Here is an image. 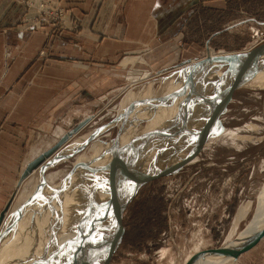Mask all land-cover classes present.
I'll use <instances>...</instances> for the list:
<instances>
[{"label": "rangeland", "instance_id": "rangeland-1", "mask_svg": "<svg viewBox=\"0 0 264 264\" xmlns=\"http://www.w3.org/2000/svg\"><path fill=\"white\" fill-rule=\"evenodd\" d=\"M43 23L46 22L38 23V27ZM52 27L62 29L55 25ZM204 30L205 37L201 44L187 43L185 40L174 42L173 49L154 52L153 60L160 58L159 61L141 66L136 74H130L138 68L136 64L124 67L95 64L94 68L99 71L82 69L80 66V93L70 92L69 111L66 115L56 120L47 110H42L37 113V120L30 125L24 122L25 128L16 125H13V130L4 128L6 201L1 211L4 216L0 221L2 264L10 260L9 254L14 249L9 240L16 232L20 234L22 226L7 228V232L3 233L9 226V211L27 204L35 186L41 185L43 188L44 185L45 191L51 192L52 188L72 177L81 182V199L92 192L91 183L95 180L97 183L100 181L99 188L108 190L109 195L96 193L90 196L88 205L85 203L86 206L80 209V228L90 215L111 218L109 221L103 220V224H109L110 230H99L101 224L96 223L97 218L94 219V229L99 231L95 239L97 241L100 235L104 234L106 240L107 235L108 239H113L118 233L112 209L118 202L114 201L113 194L119 191L130 192L132 183L144 171L143 174H149L156 169L170 170L169 174L153 178L140 187L126 206L122 218L124 233L118 246L109 257L106 256L105 264H213L216 255L240 236V232L254 216L264 211L256 208L264 190V84L261 83L264 68L254 71L246 82L248 84L232 94L221 117L223 130L214 129L210 136L203 134L205 127H208V114L199 104L205 102L206 97L225 91L222 85L225 68L211 62L205 63L202 68H195L193 74L189 72L190 67L206 58L247 52L256 45L264 44V25L250 22L234 28L220 27L217 29L219 34L212 37L216 28ZM172 55L174 58L167 61ZM41 57H45V51L39 53L38 58ZM72 74L76 76V72ZM249 82L252 87L248 86ZM78 105L79 118L76 114ZM186 109L190 122L185 130L190 136L186 133L181 136L178 129ZM67 115L70 120L61 121ZM85 120L89 122L61 148L70 147L76 140H80V147L72 155L47 166L52 158L56 159L54 157H57L60 149L43 166L25 173L26 166L33 159L54 147L63 134L73 133L79 123ZM9 123L6 119L5 125ZM192 128L198 134L192 135ZM94 147L100 148L97 160L91 161L96 165L100 158L102 160L105 150L107 152L103 156L105 162L98 163L101 168L103 166L104 174L95 164L92 165L96 167L95 172L82 167L74 169L77 158L90 155ZM12 158H19V162L12 161ZM116 161L118 166L115 165ZM113 173L118 175L116 183L113 182ZM50 178L52 182H49ZM29 181L32 185H28ZM107 196L109 199H106ZM44 204L47 205L46 202ZM246 204L251 207L249 214L237 223L236 216ZM52 206L47 207V211ZM88 221L87 227H83L85 230L93 227V220ZM263 224L264 220L256 230ZM43 227L49 231L44 221L30 225L31 231L24 227L28 232L23 234V241L30 243L32 249L36 238L52 234L45 232ZM79 235L78 232L76 236H71L74 240L70 246L77 242ZM14 239L12 242L18 244V240ZM97 243L100 245L99 241ZM106 247L108 245L104 244L88 254L91 258L85 264H98L104 258ZM256 247V250L241 253L237 264H264V238L258 241ZM28 256L33 261L28 264H39L35 257ZM78 257L74 256V260ZM49 264L57 263L51 261Z\"/></svg>", "mask_w": 264, "mask_h": 264}, {"label": "crops", "instance_id": "crops-1", "mask_svg": "<svg viewBox=\"0 0 264 264\" xmlns=\"http://www.w3.org/2000/svg\"><path fill=\"white\" fill-rule=\"evenodd\" d=\"M52 1L64 12L65 29L38 27L41 0H0V214L6 201L5 129L25 128L42 110L56 120L66 115L70 92L80 93V66L99 71L95 64H136L130 73L136 74L159 61L154 52L173 49L174 42L201 44L205 28H216L212 37L220 27L264 25V0ZM41 51L45 57L38 58ZM76 108L79 118L80 105ZM69 120L67 115L61 121Z\"/></svg>", "mask_w": 264, "mask_h": 264}, {"label": "bare ground", "instance_id": "bare-ground-1", "mask_svg": "<svg viewBox=\"0 0 264 264\" xmlns=\"http://www.w3.org/2000/svg\"><path fill=\"white\" fill-rule=\"evenodd\" d=\"M214 55V54H212ZM221 55V54H220ZM225 55V54H222ZM216 58H206L204 61L206 63H211L214 62ZM207 60H212L211 62H208ZM197 69H199L200 67H196ZM262 68H264V66H262ZM260 68V69H262ZM196 71V69H189V72L191 74H193ZM216 81V79H215ZM264 84V79L262 80ZM211 82V81H210ZM202 84V83H201ZM248 84V83H246ZM218 85V84H217ZM250 87H252V84L249 82ZM256 86V83H255ZM151 88V86L149 87ZM212 88V87H211ZM214 88V87H213ZM152 92V90H151ZM129 99V98H128ZM144 102V101H143ZM138 113V112H137ZM124 122V121H123ZM130 122V121H129ZM178 123V122H177ZM130 124V123H129ZM156 127V126H155ZM189 127V126H188ZM152 128V127H151ZM195 128V127H194ZM156 131V130H155ZM174 131V130H173ZM186 131V130H185ZM150 134V133H149ZM153 134V133H152ZM171 134V133H169ZM188 134V133H186ZM67 135V134H66ZM65 136V135H64ZM63 136V137H64ZM73 136V135H72ZM72 136H69L68 138L70 139ZM153 136V135H152ZM69 139L67 141H69ZM152 140V139H151ZM66 141V142H67ZM86 141V140H85ZM65 142V143H66ZM64 146L61 145V147L56 151L58 152L62 147ZM69 146V145H68ZM80 147V140H76L70 147L61 149L58 153H57V157L55 160L49 161V163L47 164V166L53 165L55 164L58 160L66 158L70 155H72L77 148ZM79 150V149H78ZM149 151V150H148ZM56 152L54 154H56ZM100 152V148H93L92 149V153L90 155H81L77 158L75 164H74V169L76 168H85L84 170H89V171H97L96 167L98 169V167L100 168L99 171H102V175L104 174L105 170H102V168L98 165V163L100 161L105 162V158H103V156H105V152L103 153L102 156V160L100 158L99 161H97V165L94 162H91L93 160L96 159V157H98V154ZM53 154V155H54ZM107 154V152H106ZM146 154V153H145ZM109 155V154H108ZM152 157V156H151ZM164 158V156L162 157V159ZM186 159V158H185ZM97 160V159H96ZM114 160V159H113ZM149 160V159H147ZM190 160V159H189ZM111 161V159H110ZM118 161V158H117ZM116 161V164L117 163ZM148 162V161H147ZM74 163V162H73ZM108 163V162H107ZM150 163V162H149ZM93 164H95L94 166H92ZM105 164V163H104ZM112 165V164H111ZM43 166V165H42ZM109 166V165H107ZM118 166V165H117ZM132 166V165H131ZM27 167V166H26ZM121 167V166H120ZM81 168V169H82ZM111 168V167H110ZM41 169V168H40ZM106 169V168H105ZM108 169V168H107ZM36 170V169H35ZM44 170V169H43ZM116 170V169H115ZM114 170V172H115ZM134 170V169H133ZM149 170V169H147ZM73 171V170H72ZM111 171V170H110ZM170 171V170H168ZM35 172V171H34ZM38 172V170H37ZM44 172V171H43ZM82 172V171H81ZM121 172V171H120ZM119 172V173H120ZM145 172V171H144ZM143 172V173H144ZM147 172V171H146ZM163 172V171H162ZM59 173V172H57ZM71 173V172H70ZM80 173V172H79ZM78 173V174H79ZM97 173V172H96ZM142 173V174H143ZM148 173V172H147ZM43 174V173H42ZM77 174V172H76ZM114 174V173H113ZM137 174V173H136ZM69 175V174H68ZM74 175V174H73ZM115 177L113 178V182L116 183V180H118V175L114 174ZM43 176V175H42ZM52 176V175H50ZM54 176V175H53ZM64 176V175H63ZM138 176V174H137ZM136 176V177H137ZM75 177V176H74ZM106 177V176H105ZM139 177V176H138ZM137 177V178H138ZM141 177V176H140ZM30 178V177H29ZM33 178V177H32ZM46 178H49V176ZM96 178V177H95ZM107 178V177H106ZM109 178V177H108ZM36 179V178H35ZM45 179V178H44ZM51 180H49V182H52V178H50ZM64 179V178H63ZM72 178H68L65 181H63L58 187L56 188H52L51 192L50 191H45L46 189H44V185L43 188L42 186H35L33 188V192L32 195L29 197V201L27 202V204L25 205H21L18 207H15V209H13L11 212V216H9L8 218V225L4 232H7V228L10 229V227L14 228L17 227L19 225L20 226V234L16 232L15 235H12L11 237V243L13 245V252H10V260L8 261V263L11 264H26L25 262H30L32 261L31 259H29L30 257L28 255H31L33 257H35L34 259H37L36 261H38L39 264H49L51 261H54V263L57 264H68V261L71 263H78V264H85L86 261L90 260V256H88V254L90 255L91 253H93L96 249H98L97 245H98V241L100 243L101 240H104L105 235H100L97 242H93V240H95L99 234V231H96V229H94L95 226V218L98 219V221L96 223H100L101 226L99 227L100 229H109L110 226L109 224H103V220H108L111 218H106L104 216H88L87 219H83L84 221V225L82 226V228H80V209L86 206L85 203L87 204V202L89 201L88 198L94 194H98V193H102V194H106L108 190H104V188H99V183H97L95 180L94 183L92 184V188H91V193L87 194L83 199H81L80 197V190H82V185H80L78 179L77 180H72ZM120 179V178H119ZM42 180V179H41ZM100 180V179H99ZM37 181V180H36ZM61 181V179H60ZM28 182V180H27ZM30 183H28V185H32L31 181H29ZM40 182V180H39ZM38 182V183H39ZM46 182L47 179H46ZM59 182V181H58ZM109 182V181H108ZM118 182V181H117ZM124 182V181H123ZM44 183V182H43ZM110 183V182H109ZM27 184V183H26ZM38 185V184H37ZM54 185V184H53ZM110 185V184H109ZM122 185V184H121ZM120 185V186H121ZM27 186V185H26ZM113 185L111 184V187ZM117 186V185H116ZM48 187V186H47ZM109 187V186H108ZM31 188V187H30ZM50 188V187H49ZM94 188V189H93ZM120 188V187H119ZM117 188V189H119ZM264 189V188H263ZM85 190V189H84ZM87 190V189H86ZM112 193V192H111ZM26 194V193H25ZM24 194V195H25ZM108 194V193H107ZM106 194V195H107ZM23 195V192H22ZM27 195V194H26ZM109 195V194H108ZM99 196V195H98ZM104 197V196H103ZM91 198V197H90ZM97 198V197H96ZM105 198V197H104ZM106 199H109V197L107 196ZM92 201H94L93 199H91ZM258 200V199H257ZM108 201V200H106ZM21 202V201H20ZM26 202V201H24ZM44 202L47 203V205L44 204ZM105 202V201H104ZM109 202V201H108ZM19 203V202H18ZM89 203V202H88ZM94 203V202H93ZM13 204V203H12ZM106 204V203H105ZM113 204V203H112ZM116 204V203H115ZM121 204V203H120ZM120 204H116V206L120 205ZM248 204V203H247ZM245 205L243 206L240 211L238 212V215L236 216V221L237 223H239L240 221H242L243 219L246 218V216L249 214V210H250V205ZM53 205V206H52ZM85 205V206H84ZM88 205V204H87ZM92 205V204H91ZM109 205V204H108ZM256 208H260V209H264V190L261 193V197L258 200V202L256 203ZM52 206L48 211H47V207ZM113 206V205H112ZM255 208V210H256ZM87 210V209H86ZM85 210V211H86ZM109 210V209H108ZM106 209V211H108ZM254 210V213H255ZM104 211V210H103ZM86 213V212H85ZM106 213V212H105ZM104 213V214H105ZM108 214V213H107ZM100 215V214H99ZM256 215V214H255ZM108 216V215H107ZM254 216V214H253ZM84 217V216H83ZM86 217V216H85ZM255 218L251 219L252 221L247 225V227L240 232V236L238 238H243V239H247V240H253V241H260L261 239L264 238V224L261 225L259 227L258 230H256L258 228V226L263 222L264 220V211H261L260 214L254 216ZM89 219L93 220L94 224L91 225L93 227H90L89 230H85L83 227L88 224V222L92 223V221H88ZM242 219V220H241ZM44 221V224H46L47 226H49V231L43 227V230L49 234V232H52V234H49L50 236H43V237H38L35 240V244H33V249L32 246H29L28 243H25L23 240V234H26V231L24 229V227H28L27 229L29 231H31L30 225H34L35 223H39ZM47 221V222H46ZM64 221H66L67 223L64 224ZM82 221V220H81ZM88 221V222H87ZM109 221V220H108ZM90 223V224H91ZM111 225V222H109ZM236 225V222H235ZM115 226H116V221H115ZM87 227V225H86ZM112 228V227H111ZM32 229V228H31ZM81 229V230H80ZM2 230V231H3ZM39 230V229H38ZM80 230V231H79ZM110 230V229H109ZM113 230V228L111 229ZM256 230V231H255ZM18 231V230H17ZM42 231V230H40ZM28 232V231H27ZM79 232V236L77 237V242L73 243L72 246H70V242L72 240H74V238H71L72 235L78 234ZM102 233V232H101ZM104 233V232H103ZM11 234V233H9ZM8 234V235H9ZM7 235V234H6ZM30 235V234H29ZM5 235H3L4 237ZM21 236V237H20ZM25 236V235H24ZM27 236V235H26ZM33 236V235H32ZM108 236H106V240H108ZM111 237V236H110ZM15 238V239H14ZM35 238V237H34ZM18 240V244H15L14 242H12V240ZM110 239V238H109ZM34 240V239H33ZM237 240V239H236ZM234 241L232 244L228 245L227 247H225L224 250H221V252H219L215 259L213 264H237V260L238 257L241 255V253L243 251H239L238 249H240L241 246H243L242 242L240 244H238V241ZM28 241V240H27ZM1 242V241H0ZM31 247V248H30ZM104 248V247H103ZM33 253H32V251ZM94 250V251H93ZM106 252L104 253V258L99 261L98 264H105L106 263V253L110 251L109 249V245L108 247L105 248ZM102 251V250H100ZM103 252V251H102ZM101 252V253H102ZM77 253V254H76ZM2 254V253H1ZM4 254V253H3ZM16 254V255H15ZM7 255V254H6ZM3 256V255H2ZM74 256L78 257V259L74 260ZM33 262V261H32ZM31 262V263H32ZM7 263V264H8ZM36 263V262H35ZM93 263V262H92ZM0 264L1 260H0ZM70 264V263H69Z\"/></svg>", "mask_w": 264, "mask_h": 264}, {"label": "water", "instance_id": "water-1", "mask_svg": "<svg viewBox=\"0 0 264 264\" xmlns=\"http://www.w3.org/2000/svg\"><path fill=\"white\" fill-rule=\"evenodd\" d=\"M207 61L211 62L212 60H207ZM205 63H206L205 61H201L200 63L190 67V69L191 68L195 69L196 67L202 68L205 66ZM214 64H216L220 68L221 67L225 68L223 72L224 80L222 81L224 82L222 83V85L224 86L225 91L222 90V92L219 93L218 95L212 94L210 97L208 98L206 97V100H204L205 102H201V104H199L200 108L206 110V113L208 114L206 118V124H208V127L207 128L205 127L204 130L206 131L205 133H203L204 135L207 136L213 134L214 129H218L220 131L223 130L221 117L226 110L227 104L231 101L232 94L236 91V89L246 84V82L251 77V75H253L254 71H257L260 68H262V66H264V44L256 45L247 52H236L235 54H228L222 56L220 55V57L215 59ZM225 81H227L226 85H225ZM183 115L184 116L181 118V122H182L181 126H179L178 129L179 135L181 134V136H184V134L187 133L185 129L188 127V122H190L188 118L189 115L187 109L183 111ZM88 122L89 120H85L79 123V125L74 129L73 133H69L68 135L62 137L54 147H52L51 149L47 150L46 152L42 153L41 155L33 159L27 165L25 173H30L33 170L40 167L61 147V145H63L69 139L68 138L69 136H72L73 134L79 132L80 129L83 128ZM192 131H193L192 135L198 134L196 130L193 129ZM168 170L169 169H166L165 171L161 169H156L149 174H142L140 178H136L134 180V182L132 183L133 188L130 192L123 193L122 191H119L113 194L112 197L115 202H118L119 204L120 202H122L120 205L118 206L114 205V207L112 208L116 219L115 220L116 225L118 226V233L113 239L102 240L100 245H97V247H100L104 244L109 245L110 251L106 253L107 257H109L111 251L118 246V244L121 241V237L124 233L122 218H123V211L126 208V206L130 203V201L135 196V194L137 193L140 187H142L145 183L149 182L153 178L169 174L170 171ZM3 216L4 215L2 212L0 214V221L2 220ZM235 239H237L236 241H238V244H240L241 242L243 244V246H241L240 249H238L240 252L241 251L246 252L255 249L258 243L257 241L255 242L253 240H247L238 237H236Z\"/></svg>", "mask_w": 264, "mask_h": 264}, {"label": "built area", "instance_id": "built-area-1", "mask_svg": "<svg viewBox=\"0 0 264 264\" xmlns=\"http://www.w3.org/2000/svg\"><path fill=\"white\" fill-rule=\"evenodd\" d=\"M37 23L45 21L51 25L58 26L65 29L66 20H64V12L54 4L52 0H41L40 4L36 8ZM71 26H76V23L71 22Z\"/></svg>", "mask_w": 264, "mask_h": 264}, {"label": "snow or ice", "instance_id": "snow-or-ice-1", "mask_svg": "<svg viewBox=\"0 0 264 264\" xmlns=\"http://www.w3.org/2000/svg\"><path fill=\"white\" fill-rule=\"evenodd\" d=\"M130 188V186H128ZM93 242H97L96 240H93Z\"/></svg>", "mask_w": 264, "mask_h": 264}]
</instances>
